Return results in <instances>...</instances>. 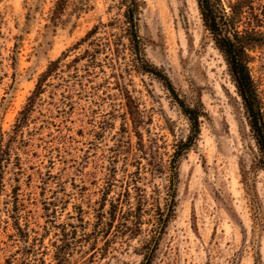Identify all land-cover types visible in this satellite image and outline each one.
Segmentation results:
<instances>
[{"label": "rangeland", "instance_id": "rangeland-1", "mask_svg": "<svg viewBox=\"0 0 264 264\" xmlns=\"http://www.w3.org/2000/svg\"><path fill=\"white\" fill-rule=\"evenodd\" d=\"M56 1L0 0V264H264L259 152L196 0H137L146 61L202 113L177 162L190 125L162 80L130 67L125 0ZM94 27L95 67L64 69ZM249 55L264 112V49Z\"/></svg>", "mask_w": 264, "mask_h": 264}, {"label": "trees", "instance_id": "trees-1", "mask_svg": "<svg viewBox=\"0 0 264 264\" xmlns=\"http://www.w3.org/2000/svg\"><path fill=\"white\" fill-rule=\"evenodd\" d=\"M68 0H57L54 13H58ZM126 9L124 12L123 34L128 41L127 50L129 51L130 67L136 72L150 74L163 81L164 87L171 92L176 104L187 118L191 135L187 141L181 145V148L175 154V162L178 161L182 152L188 150L199 133V117L201 111L198 107H190L184 103L175 93L168 79L159 75L146 61L143 54V45L138 35V9L137 0H125ZM197 8L201 17L204 30L208 33L215 48L223 57L228 74L235 87L238 96L241 99L244 112L246 114L248 125L259 152V163L264 172V112L261 98L258 94L256 85L251 77L249 63L251 61L249 53L256 49H264V0H236L227 2L223 0H196ZM97 28L90 30L81 40L86 43L87 48L79 55L75 56L68 63L63 65L64 69L72 71L76 66L84 61L88 68L95 67L94 55L100 53L103 49L95 43L94 34ZM78 46L81 44L78 43ZM119 45L114 43L111 54L119 57ZM77 49V48H75ZM63 58L51 62L46 71L41 75L36 88L28 98V102L20 113L19 123L24 120L27 114L33 108L36 98L44 92L46 82L50 77H56L60 68V62ZM93 63V65H89ZM5 152L0 148V191L2 190V172ZM127 191V190H126ZM135 191H140L137 187ZM116 208V207H114ZM141 208L138 207V215ZM131 210L123 213V218L131 214ZM131 216V215H130ZM13 219V230L17 234L18 240L24 243L20 253L23 255L32 254L37 239L33 238L29 242L27 231H24ZM167 217L158 219L165 223ZM140 224V217L134 216V224Z\"/></svg>", "mask_w": 264, "mask_h": 264}]
</instances>
